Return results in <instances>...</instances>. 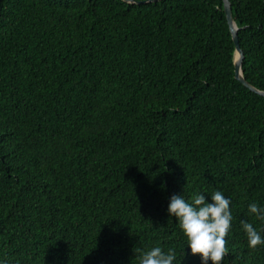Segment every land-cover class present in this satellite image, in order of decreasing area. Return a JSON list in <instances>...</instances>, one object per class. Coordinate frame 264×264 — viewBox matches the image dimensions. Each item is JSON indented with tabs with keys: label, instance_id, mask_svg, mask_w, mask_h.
I'll return each mask as SVG.
<instances>
[{
	"label": "trees",
	"instance_id": "trees-1",
	"mask_svg": "<svg viewBox=\"0 0 264 264\" xmlns=\"http://www.w3.org/2000/svg\"><path fill=\"white\" fill-rule=\"evenodd\" d=\"M231 3L264 89V0ZM235 57L223 0H2L0 257L138 264L160 246L201 264L168 199L221 190L222 264H264L241 225L264 235L247 211L264 205V96Z\"/></svg>",
	"mask_w": 264,
	"mask_h": 264
},
{
	"label": "clouds",
	"instance_id": "clouds-1",
	"mask_svg": "<svg viewBox=\"0 0 264 264\" xmlns=\"http://www.w3.org/2000/svg\"><path fill=\"white\" fill-rule=\"evenodd\" d=\"M204 193H194L191 202L181 193H174L168 199L166 211L169 217H175L190 254H199L201 264H209V261L211 264H222L228 251L225 237L233 220L231 199L221 190L207 193L210 200L206 199ZM247 211L256 219L264 221V205L250 203ZM241 225L249 249L264 245V235L252 223L241 221ZM135 256L138 264H173L176 259L174 249L165 251L160 246L148 250L136 249ZM0 264H9V260L0 257Z\"/></svg>",
	"mask_w": 264,
	"mask_h": 264
},
{
	"label": "water",
	"instance_id": "water-1",
	"mask_svg": "<svg viewBox=\"0 0 264 264\" xmlns=\"http://www.w3.org/2000/svg\"><path fill=\"white\" fill-rule=\"evenodd\" d=\"M127 2H136V3H145V2H151V1H158V0H141V1H135V0H125ZM224 1V7L226 16L230 25V29L232 32V36L236 45V57H235V69H236V77L238 80H240L243 84H245L247 87H249L251 90L255 91L256 93L264 96V89H260L254 84L250 83L246 77L244 76L243 72V61L245 58V53L241 47L240 44V36H239V28L236 24V21L233 17V10H232V3L231 0H223ZM2 0H0L1 5Z\"/></svg>",
	"mask_w": 264,
	"mask_h": 264
}]
</instances>
